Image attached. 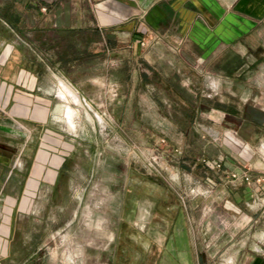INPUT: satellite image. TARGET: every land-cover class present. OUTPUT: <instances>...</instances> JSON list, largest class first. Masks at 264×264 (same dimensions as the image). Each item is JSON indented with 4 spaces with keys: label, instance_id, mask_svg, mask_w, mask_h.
Segmentation results:
<instances>
[{
    "label": "rangeland",
    "instance_id": "374dc122",
    "mask_svg": "<svg viewBox=\"0 0 264 264\" xmlns=\"http://www.w3.org/2000/svg\"><path fill=\"white\" fill-rule=\"evenodd\" d=\"M171 20L170 13L153 18L160 33H114L101 60L95 55L101 47L87 44L80 67L56 76L40 146L51 153L40 160L53 170L27 195L2 264H112L123 203L153 197L162 187L195 198L200 264H228L242 246L250 261L264 249L260 142L255 131L250 136L252 124L214 108L218 82L192 76L179 46L170 43ZM61 81L90 107L64 101ZM66 105L74 108V127L63 115ZM23 121L27 129L34 125ZM143 182L157 189L141 192Z\"/></svg>",
    "mask_w": 264,
    "mask_h": 264
},
{
    "label": "crops",
    "instance_id": "0c3cea01",
    "mask_svg": "<svg viewBox=\"0 0 264 264\" xmlns=\"http://www.w3.org/2000/svg\"><path fill=\"white\" fill-rule=\"evenodd\" d=\"M167 13L173 17L167 29L175 35L170 43L179 46L192 76L217 80L214 108L252 124L250 136L255 131L264 156V0H0V264L12 251L27 195L53 170L40 160L51 154L40 146L56 76L80 67L87 44L101 47L95 54L101 60L114 33H160L152 20ZM24 117L34 123L29 129ZM137 189L157 188L143 182ZM154 196L123 203L112 264H200L195 198L163 187ZM244 248L231 264H264V249L248 262Z\"/></svg>",
    "mask_w": 264,
    "mask_h": 264
},
{
    "label": "bare ground",
    "instance_id": "6f19581e",
    "mask_svg": "<svg viewBox=\"0 0 264 264\" xmlns=\"http://www.w3.org/2000/svg\"><path fill=\"white\" fill-rule=\"evenodd\" d=\"M60 95L65 99V100L63 99L64 101L70 99V97L73 100H75V101H79L78 94L75 92V90L72 89V87H70L67 84L66 81L65 82L64 81H61ZM62 110H63L64 117H66V119L68 120V122L70 123V125L73 126V127L76 126L75 125V120H74V108L71 105H66ZM99 119L101 121L104 120L103 117H101V116H99Z\"/></svg>",
    "mask_w": 264,
    "mask_h": 264
},
{
    "label": "built area",
    "instance_id": "2783aa9c",
    "mask_svg": "<svg viewBox=\"0 0 264 264\" xmlns=\"http://www.w3.org/2000/svg\"><path fill=\"white\" fill-rule=\"evenodd\" d=\"M60 87H61V83H60ZM76 93L78 94L79 102L83 103L84 105H86L88 107H90V103L88 102L87 98L85 96L79 95L78 92H76ZM74 103H76V102H74Z\"/></svg>",
    "mask_w": 264,
    "mask_h": 264
},
{
    "label": "clouds",
    "instance_id": "9594fccd",
    "mask_svg": "<svg viewBox=\"0 0 264 264\" xmlns=\"http://www.w3.org/2000/svg\"><path fill=\"white\" fill-rule=\"evenodd\" d=\"M229 264H231V261H229Z\"/></svg>",
    "mask_w": 264,
    "mask_h": 264
}]
</instances>
